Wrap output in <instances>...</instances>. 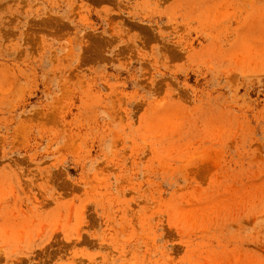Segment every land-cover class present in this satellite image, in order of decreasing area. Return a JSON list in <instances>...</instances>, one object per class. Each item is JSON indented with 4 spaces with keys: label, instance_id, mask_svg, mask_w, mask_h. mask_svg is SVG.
Segmentation results:
<instances>
[{
    "label": "rangeland",
    "instance_id": "rangeland-1",
    "mask_svg": "<svg viewBox=\"0 0 264 264\" xmlns=\"http://www.w3.org/2000/svg\"><path fill=\"white\" fill-rule=\"evenodd\" d=\"M0 264H264V0H0Z\"/></svg>",
    "mask_w": 264,
    "mask_h": 264
}]
</instances>
